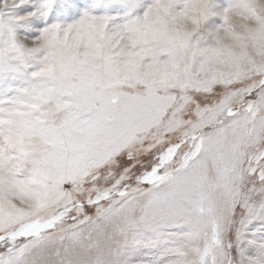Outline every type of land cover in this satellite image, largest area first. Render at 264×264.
Here are the masks:
<instances>
[{"label": "snow or ice", "instance_id": "1", "mask_svg": "<svg viewBox=\"0 0 264 264\" xmlns=\"http://www.w3.org/2000/svg\"><path fill=\"white\" fill-rule=\"evenodd\" d=\"M112 2L0 0V264H264V0Z\"/></svg>", "mask_w": 264, "mask_h": 264}, {"label": "rangeland", "instance_id": "2", "mask_svg": "<svg viewBox=\"0 0 264 264\" xmlns=\"http://www.w3.org/2000/svg\"><path fill=\"white\" fill-rule=\"evenodd\" d=\"M108 0H80L81 6L86 4H99L100 10H104ZM234 0H209L208 12L201 28L203 35H208L215 30V28L222 22L223 11L230 7ZM120 4L118 0H113L111 3L112 10H119Z\"/></svg>", "mask_w": 264, "mask_h": 264}, {"label": "clouds", "instance_id": "3", "mask_svg": "<svg viewBox=\"0 0 264 264\" xmlns=\"http://www.w3.org/2000/svg\"><path fill=\"white\" fill-rule=\"evenodd\" d=\"M205 19L200 23L199 27L196 29L197 31H201V28L203 27ZM230 23L237 29H242V26L247 25L249 27H256V25L252 22L246 21L242 16L237 14L236 12L230 13ZM186 27L191 30L193 28V25L191 23H187ZM216 30V28H215ZM214 30V31H215ZM213 31V32H214Z\"/></svg>", "mask_w": 264, "mask_h": 264}]
</instances>
